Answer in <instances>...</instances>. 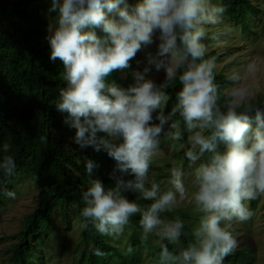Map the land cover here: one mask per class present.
<instances>
[{"label": "clouds", "instance_id": "clouds-1", "mask_svg": "<svg viewBox=\"0 0 264 264\" xmlns=\"http://www.w3.org/2000/svg\"><path fill=\"white\" fill-rule=\"evenodd\" d=\"M49 11L57 14L55 23L48 26L50 60L62 62L66 82L59 92L57 111L71 118L76 144L81 148L91 146L96 152L106 151L121 172H130L136 178L135 184L128 181L125 186L140 189L146 200L155 201L141 213L140 224L145 233L163 223L158 213L175 200L171 191L156 199L158 185L146 190L143 184L162 131L150 123L152 112L165 97L141 73L135 74L136 84L127 89L107 84L105 78L115 70L128 68L142 45L152 44L157 33L158 56L168 57L177 67L186 66L179 77L183 89L177 108L189 129H214L209 137L197 132L190 138L199 146L201 155L206 151L214 153L211 162L195 172L198 190L194 199L207 215L196 232L200 238L198 246H189L178 256L163 247L161 258L180 264H222L235 248L236 240L220 222L233 218L247 221L252 212L244 201L264 195V119L257 111V127L253 130L249 117L236 112L234 104L244 96L240 89L233 91V104L221 113L216 105L213 62L195 63L205 52V45L200 42L205 35L201 25L218 23L224 9L210 6L208 0H139L134 6L127 0H51ZM97 29L102 35L97 34ZM149 63H154L158 71L164 68L169 78L175 74L163 59L157 62L150 57ZM148 71L146 67L144 73ZM157 119L163 123L161 117ZM65 123L69 121L66 119ZM105 137L123 142L115 144ZM218 141L227 145L223 154L216 152ZM9 150L10 145L3 144V152ZM185 155L192 162L199 159L192 150ZM2 161L0 168L12 176L14 158L4 155ZM94 167L90 160L85 164L89 174ZM182 175L179 169L173 170L172 185L181 195ZM123 184L118 181L115 189L105 191L100 181H93L84 193L87 206L82 215L98 221L96 228L101 234H119L129 216L140 211L136 204L119 195ZM6 195L15 198L12 191L6 190ZM182 227L179 221L166 225L164 236L175 242ZM240 249L244 251L245 247Z\"/></svg>", "mask_w": 264, "mask_h": 264}, {"label": "trees", "instance_id": "trees-1", "mask_svg": "<svg viewBox=\"0 0 264 264\" xmlns=\"http://www.w3.org/2000/svg\"><path fill=\"white\" fill-rule=\"evenodd\" d=\"M127 2L134 6L139 0ZM50 6L51 0H0V163L4 155H10L16 165L10 177L0 168V199L2 201L8 197L6 190L14 192V184L19 176L33 179L41 188L35 197L33 212L25 217L24 227L12 236L16 242L4 263L40 264L42 237L54 231L57 217L64 226L69 225L70 217L77 218L88 233L89 244L86 243L78 253L76 264H162L168 262L161 258L163 247H167L173 256H178L189 246H198L200 238L196 232L201 227L182 224L180 235L173 242L164 236L165 226L171 223L158 225L150 233H145L140 224L143 211L131 214L119 234H101L96 228L98 221L82 215L83 208L87 206L84 193L93 181H100L107 191L115 189L117 182L121 181L118 174H125L126 180L133 184L136 178L131 173L114 170L117 162L106 151L96 152L91 146L81 148L76 144V130L70 127L71 118L57 111L59 92L66 87V82L63 79L62 62L50 60L48 37L51 34L48 31L50 20L47 16L56 20L57 15L49 11ZM219 7L224 9L222 15L240 27L242 38L254 33L249 25L257 10L251 0H219ZM97 34L102 35L99 29ZM208 34L205 31V35ZM210 35L215 36L213 33ZM218 54L217 50L204 52L203 57L195 63L207 60L214 63L220 56ZM191 59L189 56L188 61L191 62ZM133 62L131 59L128 68L113 71L105 78L106 83H114L124 89L133 86L129 85L132 82L130 72L135 66ZM185 70L186 66L177 67L173 77L159 81L165 97L162 99L165 102L164 114L176 109L174 113L178 117L180 129L173 134L178 149L185 145L189 137L187 123L180 121L181 110L177 108L179 93L183 89L179 77ZM213 76L216 105L221 113H226L232 105L231 97L225 91L230 81L224 70L216 72L213 68ZM235 110L238 114L247 115L255 130L257 111L264 119V95L235 106ZM66 119L69 121L67 124ZM213 131L211 127L204 128L203 135L209 137ZM5 143L10 145L8 153L3 152ZM226 150L227 145L218 141L216 152L223 154ZM213 155L206 151L200 160L203 164H209ZM89 160L95 165L91 174L85 170ZM163 169L160 168V171ZM144 188L147 185L144 184ZM119 194L130 203H146L148 207L145 210L155 202L146 200L143 192L135 187L122 185ZM258 196L250 200V211ZM173 221L177 222L178 219ZM123 238H126L125 243L118 245ZM97 252L100 254L97 255ZM223 259L240 263L245 256L242 249L235 247ZM169 262L180 264L179 261Z\"/></svg>", "mask_w": 264, "mask_h": 264}, {"label": "rangeland", "instance_id": "rangeland-1", "mask_svg": "<svg viewBox=\"0 0 264 264\" xmlns=\"http://www.w3.org/2000/svg\"><path fill=\"white\" fill-rule=\"evenodd\" d=\"M208 2L210 6H219V0H208ZM251 3L257 10L253 22L249 25L254 33L249 37H243L245 39L242 38L240 27L231 23L222 14L218 23H204L201 25L205 31L215 35H204L200 42L205 45V52L219 51L218 55L220 56L213 63V68L216 72L224 70L228 76L230 85L225 87V91L231 97V104L235 100L232 95L234 90L240 89L244 92L243 98L234 106L257 100L264 95V0H251ZM47 19L50 20L51 24L55 23V19H52L50 15L47 16ZM157 37L158 33L153 37L154 42L147 46L142 45L141 50L133 58L135 66L132 67L130 72L132 82H129V85H135V74L141 73L144 75L145 80L154 84L155 90L161 92L159 81L168 78V76L164 68L158 71L154 63H149L150 57L155 58L157 62L163 59L166 66L172 67L176 74L177 66L175 63L170 62L168 57L161 58L158 56L160 41ZM146 67L149 68V71L144 73ZM164 109L165 105L161 100L159 107L152 112L150 123L160 126L162 131L157 137L158 146L153 150V155L149 161L150 170L147 171L143 183L147 185L146 190H151L153 184L158 185L156 199H159L165 192L171 191L174 193V203L158 213L159 219L163 222L162 224H174L173 220L178 219L182 224L199 228L201 227V221L207 214L194 199V195L198 190L195 185V172L203 163L200 160L199 146L195 145L190 138L197 132H201L203 135L204 129L199 127L189 129L187 142L178 149L173 134L180 129L177 121L178 117L174 111L165 115ZM157 117H161L163 123ZM180 121L186 122L182 115H180ZM194 123H197V121H194ZM109 140L115 144L123 142L120 138L109 137ZM189 150L194 151L199 159L195 162L190 161L185 155ZM160 168L164 169L160 171ZM113 169L120 171L117 163ZM174 169H179L183 173V195L177 192L172 185ZM124 175L123 173L118 174L119 179L124 182L123 185H126L130 180H126ZM40 189L33 179L20 177L14 184L15 198L6 197L2 201L0 199V264H5L4 262L9 257L12 245L16 242L12 236L22 230L25 217L33 212L35 197ZM119 195L124 198L123 195ZM249 202L244 201V204L251 210ZM137 206L140 211H144L148 207L146 203ZM251 212L252 216L247 221L240 222L236 218L231 221L222 220L220 226L232 234L236 240L235 247H245L243 251L245 259L241 264H264V195L258 196ZM54 228L53 232H49L42 237L43 240L39 247L40 264H76L78 253L85 247L86 243L89 244L86 229L75 217L69 218L68 226H64L57 217ZM125 240L126 238L121 239L118 245L124 244ZM232 251L233 249L230 252ZM162 264H170V262ZM222 264L237 263L223 259Z\"/></svg>", "mask_w": 264, "mask_h": 264}, {"label": "bare ground", "instance_id": "bare-ground-1", "mask_svg": "<svg viewBox=\"0 0 264 264\" xmlns=\"http://www.w3.org/2000/svg\"><path fill=\"white\" fill-rule=\"evenodd\" d=\"M163 103H164V105H165V102H164V101H163ZM18 179H20V176H19L18 178H16V181H17Z\"/></svg>", "mask_w": 264, "mask_h": 264}]
</instances>
